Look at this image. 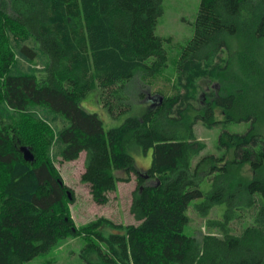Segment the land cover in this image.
<instances>
[{
	"label": "trees",
	"instance_id": "trees-1",
	"mask_svg": "<svg viewBox=\"0 0 264 264\" xmlns=\"http://www.w3.org/2000/svg\"><path fill=\"white\" fill-rule=\"evenodd\" d=\"M164 12V0H0V264H27L79 235L86 264H264V0H201L179 68L207 77L226 52L220 90L203 106L160 92L135 115L126 84L140 75L148 86L168 67ZM93 91L118 126L81 106ZM199 120L249 128L222 132L218 154L201 155ZM150 150L141 172L134 154ZM82 153L81 181L100 204L137 176V224L102 217L76 228L56 161ZM192 209L216 212L201 239L189 231Z\"/></svg>",
	"mask_w": 264,
	"mask_h": 264
},
{
	"label": "rangeland",
	"instance_id": "rangeland-1",
	"mask_svg": "<svg viewBox=\"0 0 264 264\" xmlns=\"http://www.w3.org/2000/svg\"><path fill=\"white\" fill-rule=\"evenodd\" d=\"M201 0H164L165 12L160 19L157 33L164 38H170L165 43L169 61L168 67L160 75L150 78L148 86L142 83L140 75H137L132 81L126 84V91L130 97V104L135 115L146 112L152 104V96L163 93L166 96H172L178 91L181 94V104L191 101L203 104L211 92H218L220 67L225 66L226 52H222L217 57L215 63L208 67L207 77H199L200 69L195 65H189L185 69L179 68V57L183 48L192 39L195 32V22L200 10ZM260 56L264 59V41L258 47ZM81 106L91 113H97L105 123L107 129L118 126L119 121H114L106 108L98 100V92H91L84 100ZM190 118L193 119L200 112L191 111ZM216 120L222 121V112L217 109ZM249 128L246 122L233 123L229 125L219 124L207 126L203 121H197L195 133L198 139L206 145L201 155L218 154L219 136L222 132L245 133ZM232 154L230 153L229 159ZM136 166L141 172H145L152 164V150L147 153L134 154ZM86 153H82L80 158L75 161L62 162L56 161L61 177L64 182L73 191L75 200L70 205L72 219L76 228H82L90 225L99 218L105 217L113 220L115 223L129 225L137 224L131 213L133 192L137 187V176H130L129 182H119L115 192L109 194V200L105 204L98 203L90 193V187L81 181V175L85 171ZM241 174L251 178L252 171L249 166L241 169ZM122 178L126 177L119 173ZM205 188V186L203 187ZM197 201L196 203H199ZM195 203V202H194ZM192 223L189 231L198 239L209 232L206 227L207 219L216 218V212L213 211L209 217H200L191 210ZM252 219H248L244 226L251 224ZM189 231H187L189 233ZM86 245L83 235L68 237L60 245L47 254L38 256L27 264H86L81 258V252Z\"/></svg>",
	"mask_w": 264,
	"mask_h": 264
},
{
	"label": "water",
	"instance_id": "water-1",
	"mask_svg": "<svg viewBox=\"0 0 264 264\" xmlns=\"http://www.w3.org/2000/svg\"><path fill=\"white\" fill-rule=\"evenodd\" d=\"M21 152L23 153L24 159L26 161L33 162L35 160V157L29 148L22 147Z\"/></svg>",
	"mask_w": 264,
	"mask_h": 264
}]
</instances>
